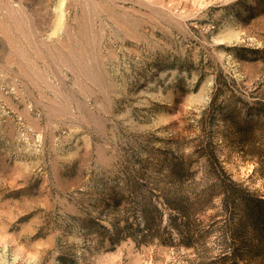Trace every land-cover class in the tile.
<instances>
[{"label":"rangeland","instance_id":"rangeland-1","mask_svg":"<svg viewBox=\"0 0 264 264\" xmlns=\"http://www.w3.org/2000/svg\"><path fill=\"white\" fill-rule=\"evenodd\" d=\"M0 264H264V0H0Z\"/></svg>","mask_w":264,"mask_h":264}]
</instances>
